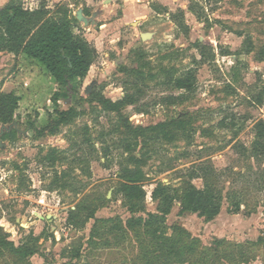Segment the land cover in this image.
<instances>
[{
  "label": "rangeland",
  "instance_id": "374dc122",
  "mask_svg": "<svg viewBox=\"0 0 264 264\" xmlns=\"http://www.w3.org/2000/svg\"><path fill=\"white\" fill-rule=\"evenodd\" d=\"M182 6L190 17L189 7L202 14V20L194 14L193 21L185 16L188 36L180 32L177 37L171 15L143 24L134 22L123 30V36L115 28L100 29V23H80L79 32L99 56L86 79L74 82L77 94L61 102L63 110L75 107L87 114L65 126L58 136L36 139L27 127L29 119L45 125L48 113L55 110L51 98L57 84L46 68L24 63L26 70H20L18 58L1 68L0 93L1 86L10 83L6 92L21 97L18 125L27 136L6 141L7 150H0V241L7 238L16 247L28 245L37 252L21 258L5 248L0 264H264V176L255 161H247L234 149L237 143L250 146L255 124L264 119V104H255L264 88V0H176L174 14ZM239 34L250 37L251 53L246 54L247 43ZM196 42L214 47L217 57L200 68L198 89L190 101L162 107L160 98L170 92L156 81L149 84L138 106L147 113L138 114L135 107H129L121 119L94 112L101 107L96 100L99 94L114 102L123 98V84L131 80L126 70L137 57L134 50H143L156 70L169 64L161 61L162 55L178 52L180 58L171 64L183 72L192 67L194 57L200 59L193 47ZM171 121L183 124L185 136L170 127L177 134L175 142L151 143L135 151L139 157L144 151L150 154L144 166L146 213L134 218L147 220V213H161L160 202L152 197L160 183L170 187L178 199L162 226L166 231L131 228L129 203L118 192L122 150L115 147L121 137L131 135L127 126L149 128ZM86 137L92 138L97 154L91 155L90 146L82 145ZM107 147L111 155L105 158L102 150ZM50 148H72L63 167L81 182L80 194L47 190L52 169L41 165L39 157ZM76 157H84V162L76 163ZM203 165L209 168L207 172ZM212 169L223 176L215 177ZM193 170L197 171L194 179ZM189 181L198 189L211 181L223 192L221 212L213 221L198 214H181ZM227 193L242 200L240 213L230 212ZM79 205L97 209L96 219L82 229L67 221Z\"/></svg>",
  "mask_w": 264,
  "mask_h": 264
},
{
  "label": "trees",
  "instance_id": "16d2710c",
  "mask_svg": "<svg viewBox=\"0 0 264 264\" xmlns=\"http://www.w3.org/2000/svg\"><path fill=\"white\" fill-rule=\"evenodd\" d=\"M77 1V0H72ZM189 10L202 20V14L195 7H189ZM171 20L177 28V37L180 32L185 36L190 33V27L186 22L184 11L178 14H170ZM80 22L74 14L70 3H61L53 9L49 8L46 0H10L9 3L0 9V53L11 54L18 58L24 55L29 60L38 61L42 64L48 73L55 79L57 90L53 94L51 101L55 106L53 113H48V121L45 125L39 122L27 121V127L33 131L36 139L58 136L62 133L65 126L87 114L84 110H78L71 107L68 110L61 108V102L68 101L77 94L74 82L84 81L98 59V51L90 43L82 32H79ZM245 44L247 43L246 54L251 53L254 45L250 37L243 34ZM199 53L200 59L193 58L192 67L180 72L176 66L171 63L180 58V53L169 52L161 56V61H168L167 66H162L158 70L153 67L147 59L145 52L134 50L136 60L131 67L126 70V74L131 80L123 84L124 96L119 101H112L102 94L97 99L101 107L95 108L94 112L99 116L101 114H116L121 119L124 118L123 112L129 107H135L138 114H145L147 111L138 106L146 96L150 88V83L158 81V86L167 88L170 93L160 98L158 102L162 107H177L184 105L191 100V97L198 89V75L200 68L205 64L215 62L217 53L214 47L196 42L193 45ZM222 55H228L227 52H221ZM21 97L15 93H0V124L11 125L18 123L20 117L18 110L20 107ZM255 104H264V88L258 97H255ZM173 127L182 136H185V127L181 122H167L149 128H133L127 126L131 135L121 137L116 149L122 150L119 163V194L129 203V211L133 216L129 220L131 228L145 226L154 228L155 232L166 231V218L171 213L173 205L178 197L170 187L158 184L152 193L154 200L161 204L159 214L147 213L148 219L142 217L135 219L138 214L146 213L144 203L147 198L145 182L147 174L144 166L147 165L149 152L144 151L140 157L135 155L137 147L147 149L151 143L160 141L168 144L175 142L177 134H174L169 128ZM86 134L90 132V127H85ZM254 141L250 146L237 143L234 146L235 153L244 157L247 161H255L258 165V172L264 176V119L259 120L254 126ZM18 132L13 130L6 133L3 140L16 142ZM82 145H89L92 149L91 155L97 154L98 149L94 146L91 137H86ZM68 150L50 148L46 153L41 151L39 163L52 169L53 179L47 187L49 192H73L78 195L83 191L79 187L81 182L72 177L70 169L63 167L67 160ZM104 157L111 155V147L102 150ZM76 163L84 162V157H76ZM93 158V157H92ZM87 159L90 163L93 159ZM209 168L203 165L202 170L208 171ZM213 170V169H212ZM254 168L252 169V171ZM206 171V172H207ZM258 172H256L258 174ZM205 173V172H204ZM214 176L222 177L213 170ZM192 179L196 178L197 171L193 170ZM245 174V173H244ZM205 176V175H204ZM244 175H242L243 177ZM227 199L230 201L233 214H238L243 205L242 200L233 193H227ZM224 197L215 183L207 181L204 189H198L191 181L187 182L184 188V198L182 199L181 214H198L206 221L210 222L217 218L222 209ZM87 215H83V214ZM97 209L78 206L75 211L69 213L68 224L74 228L82 229L91 220L96 219ZM84 216V217H82ZM156 228V229H155ZM5 248L16 253L21 258H29L36 254V250L28 245H16L6 239L0 241V257Z\"/></svg>",
  "mask_w": 264,
  "mask_h": 264
},
{
  "label": "crops",
  "instance_id": "0c3cea01",
  "mask_svg": "<svg viewBox=\"0 0 264 264\" xmlns=\"http://www.w3.org/2000/svg\"><path fill=\"white\" fill-rule=\"evenodd\" d=\"M10 0H0V9L4 8ZM49 8H54L61 3H70L71 8L83 9L84 15L88 18L94 17L95 22L90 24L97 26L100 23V29L109 28L119 31V36H123V30L130 27L134 22L144 23L145 20L159 18L174 13V6L176 0H46ZM178 1V0H177ZM182 11H187V7L179 8ZM74 10V14H75ZM76 11V12H77ZM188 18L193 21L195 18L193 14L191 17L186 14ZM185 15V16H186ZM188 24V23H187ZM89 26V25H88ZM85 30L91 31V28L85 26ZM118 35V34H116ZM85 36V35H84ZM15 57L11 54L0 53L2 68L6 69L9 62ZM20 63V70H26L25 64H37L38 61L29 60L24 55L18 57ZM23 63V64H22ZM25 63V64H24ZM23 71H21L22 73ZM48 72V71H47ZM22 75V74H21ZM20 75V76H21ZM21 80V78L19 79ZM10 86V83H5L2 87V92H6V88Z\"/></svg>",
  "mask_w": 264,
  "mask_h": 264
},
{
  "label": "water",
  "instance_id": "95a60500",
  "mask_svg": "<svg viewBox=\"0 0 264 264\" xmlns=\"http://www.w3.org/2000/svg\"><path fill=\"white\" fill-rule=\"evenodd\" d=\"M75 17L77 18V20L80 23H84L85 25H90L92 23H94V17L88 18L84 15V11L83 9H79L76 14ZM87 90H90L89 88ZM13 130H16L18 132V136L20 137L23 133L20 129H19V125L17 122L11 124V125H1L0 126V150H7L8 148V144L3 140V137L6 133H11Z\"/></svg>",
  "mask_w": 264,
  "mask_h": 264
},
{
  "label": "built area",
  "instance_id": "2783aa9c",
  "mask_svg": "<svg viewBox=\"0 0 264 264\" xmlns=\"http://www.w3.org/2000/svg\"><path fill=\"white\" fill-rule=\"evenodd\" d=\"M42 203H44V200L43 201H41Z\"/></svg>",
  "mask_w": 264,
  "mask_h": 264
}]
</instances>
